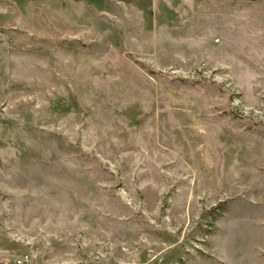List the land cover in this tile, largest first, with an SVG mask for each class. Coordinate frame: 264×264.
<instances>
[{"label":"rangeland","instance_id":"rangeland-1","mask_svg":"<svg viewBox=\"0 0 264 264\" xmlns=\"http://www.w3.org/2000/svg\"><path fill=\"white\" fill-rule=\"evenodd\" d=\"M17 259L264 264V0H0Z\"/></svg>","mask_w":264,"mask_h":264},{"label":"built area","instance_id":"built-area-1","mask_svg":"<svg viewBox=\"0 0 264 264\" xmlns=\"http://www.w3.org/2000/svg\"><path fill=\"white\" fill-rule=\"evenodd\" d=\"M16 263H17V264H23V263H24V259H17V260H16Z\"/></svg>","mask_w":264,"mask_h":264},{"label":"trees","instance_id":"trees-1","mask_svg":"<svg viewBox=\"0 0 264 264\" xmlns=\"http://www.w3.org/2000/svg\"><path fill=\"white\" fill-rule=\"evenodd\" d=\"M157 74H159V73H157Z\"/></svg>","mask_w":264,"mask_h":264}]
</instances>
